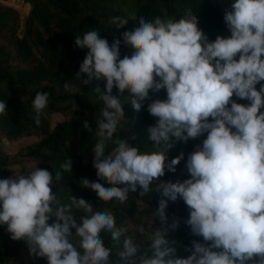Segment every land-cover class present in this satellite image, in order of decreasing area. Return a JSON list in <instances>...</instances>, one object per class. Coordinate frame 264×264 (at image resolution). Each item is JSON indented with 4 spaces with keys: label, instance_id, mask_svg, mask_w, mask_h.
Listing matches in <instances>:
<instances>
[{
    "label": "clouds",
    "instance_id": "clouds-1",
    "mask_svg": "<svg viewBox=\"0 0 264 264\" xmlns=\"http://www.w3.org/2000/svg\"><path fill=\"white\" fill-rule=\"evenodd\" d=\"M223 21L230 35L214 40L191 9L178 19L140 16L111 43L98 29L75 36V46L87 50L75 80L104 82L90 91L102 104L95 129L83 121L95 137L97 179L78 184L113 207L126 204L130 193H158L151 219L163 227L118 226L111 208L75 196L64 202L56 188L72 173L66 158L55 173L38 166L0 178V226L10 239L47 264H264V0H233ZM129 22L126 15L109 19L117 29ZM122 45L130 55L122 57ZM63 87L75 90L71 82ZM162 91L166 98H159ZM48 103L49 93L38 91L32 101L37 126ZM125 104L154 118L146 128L150 145L119 135ZM8 108L0 100V116ZM196 140L187 156L170 158L176 144ZM181 161L188 178L163 179ZM177 201L188 212L183 222L194 237L188 244L168 238L180 228L166 212ZM136 233L149 241L143 251Z\"/></svg>",
    "mask_w": 264,
    "mask_h": 264
},
{
    "label": "trees",
    "instance_id": "trees-1",
    "mask_svg": "<svg viewBox=\"0 0 264 264\" xmlns=\"http://www.w3.org/2000/svg\"><path fill=\"white\" fill-rule=\"evenodd\" d=\"M30 5V12L26 18L20 38L16 40L12 52H2L0 42V100L8 102V114L0 116V135L10 140L36 137L32 142L21 144L15 154H3L0 151V178L9 177V167L12 164L34 163L53 171L59 170V165L70 158L73 162L72 173H64L58 182L56 191L64 202L68 197L84 198L91 201L98 208H111L117 217V224L126 221L129 226L143 223L148 230L163 227L159 220H152L151 213L158 207V193L140 197L138 193H130L129 200L124 205L113 207L111 204H101L94 192L83 189L78 181L81 178L96 180V170L92 166L94 133L83 129V121L87 119L95 129V119L102 104L90 94L91 88L99 83L93 81L90 85L75 80L80 64L85 58L87 50L75 46V36L82 35L86 30L98 29L100 35L109 42L119 39L122 33L136 26L140 16L152 18L156 15H167L178 19L186 10L191 9L199 18V25L214 40L217 35L228 36L223 16L225 9L233 0H130L135 16L131 18L122 8H106L100 6L97 0H22ZM12 12H0V39L4 25ZM126 15L129 24L125 28L117 29L109 23L112 16ZM131 53V49L121 46V55ZM87 79L84 75L81 81ZM71 82L75 85L73 92H66L63 85ZM38 91L49 93V103L41 117V124L37 126L32 119V101ZM113 95H119L113 89ZM126 95V93H125ZM159 98H166L162 91ZM123 98V97H121ZM153 98H156L154 96ZM246 103L245 101H240ZM125 119L121 122L119 135L129 138L136 135L133 144L140 143L141 147L151 142L147 141L146 128L155 122L146 110L135 113L130 104L124 105ZM61 114L60 123L52 125V115ZM200 141H189L187 144L178 143L170 152V158L181 151L191 152L194 145ZM184 161H181L175 173H167L163 178L175 182L188 178L184 171ZM33 169L22 167L21 171ZM169 224L173 218L180 220L177 231H169L168 238L182 244H188L194 237L190 236L184 219L188 212L183 201L170 202L166 210ZM82 213L76 212V219ZM137 243L143 251L149 243L146 236L136 233ZM106 246L110 245L107 235L104 236ZM180 255L187 256L183 248ZM113 260H116L115 250ZM0 264H47L46 260L33 258L23 241H13L0 226Z\"/></svg>",
    "mask_w": 264,
    "mask_h": 264
},
{
    "label": "rangeland",
    "instance_id": "rangeland-1",
    "mask_svg": "<svg viewBox=\"0 0 264 264\" xmlns=\"http://www.w3.org/2000/svg\"><path fill=\"white\" fill-rule=\"evenodd\" d=\"M100 6L106 8H122L131 18L135 16V9L132 8L130 0H97ZM9 10L12 12L4 25L2 38V52H12L15 48V43L18 38L21 37L26 18L30 12V5L23 2L22 0H0V12ZM2 53L0 52V58ZM63 119L61 114L52 115V125L55 126L60 123ZM36 140V137H27L17 140H10L0 135V151L3 154H15L18 147L26 142H32ZM22 167L27 169H34L36 165L34 163L26 164H12L9 167V176L14 175L10 170L21 171Z\"/></svg>",
    "mask_w": 264,
    "mask_h": 264
}]
</instances>
